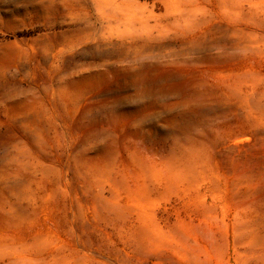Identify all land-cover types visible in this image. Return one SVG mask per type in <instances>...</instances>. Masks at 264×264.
<instances>
[{"label": "rangeland", "instance_id": "obj_1", "mask_svg": "<svg viewBox=\"0 0 264 264\" xmlns=\"http://www.w3.org/2000/svg\"><path fill=\"white\" fill-rule=\"evenodd\" d=\"M0 264H264V0H0Z\"/></svg>", "mask_w": 264, "mask_h": 264}]
</instances>
